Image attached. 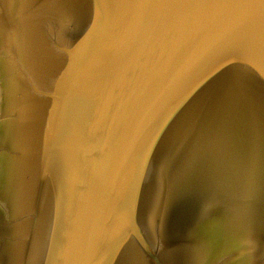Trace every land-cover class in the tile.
I'll return each mask as SVG.
<instances>
[{"label":"water","instance_id":"1","mask_svg":"<svg viewBox=\"0 0 264 264\" xmlns=\"http://www.w3.org/2000/svg\"><path fill=\"white\" fill-rule=\"evenodd\" d=\"M0 264H264V0H0Z\"/></svg>","mask_w":264,"mask_h":264}]
</instances>
